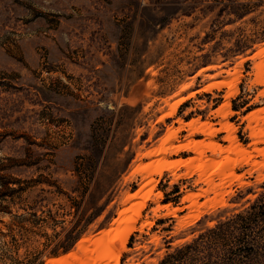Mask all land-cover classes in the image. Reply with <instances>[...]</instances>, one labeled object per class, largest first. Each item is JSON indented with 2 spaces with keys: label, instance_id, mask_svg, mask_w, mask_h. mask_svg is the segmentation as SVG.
Listing matches in <instances>:
<instances>
[{
  "label": "rangeland",
  "instance_id": "374dc122",
  "mask_svg": "<svg viewBox=\"0 0 264 264\" xmlns=\"http://www.w3.org/2000/svg\"><path fill=\"white\" fill-rule=\"evenodd\" d=\"M256 2L236 0L250 11L236 19L205 0H0V177L52 185L0 212V264L94 263L96 237L137 202L117 264H160L264 191ZM28 205L46 221L21 232ZM79 220L91 224L74 249L51 256Z\"/></svg>",
  "mask_w": 264,
  "mask_h": 264
},
{
  "label": "trees",
  "instance_id": "16d2710c",
  "mask_svg": "<svg viewBox=\"0 0 264 264\" xmlns=\"http://www.w3.org/2000/svg\"><path fill=\"white\" fill-rule=\"evenodd\" d=\"M205 1L210 3L211 7L213 5L221 6L219 17L223 16L225 10H228L231 14H236V19H243L250 13V11L247 13V10L240 13V9L246 7V5H238L239 9L236 8L237 6L233 7L236 0ZM257 1L254 3L257 7L262 6L264 3V0ZM231 23L233 21L229 19L227 24ZM32 166L34 165L28 167ZM41 184L52 186L51 183L38 180L25 184L19 180L11 181V179L0 177V212L12 214L11 211H8L11 205L16 204V200L21 199L31 187ZM30 206L28 205L30 210L24 209L26 213L15 215V221L12 225H15L21 232L32 231L27 228V224L35 230L40 222L46 221ZM41 212L47 215L45 216L46 219L54 221L52 210ZM72 224L66 240L57 243L50 253L51 256H57L60 252L66 254L73 250L82 237L83 231L91 222L88 220L82 223L79 220ZM9 230L12 232L13 228L11 227ZM7 234L2 232L1 237L4 238ZM3 245H6V243ZM44 252H39L37 260L42 257ZM160 264H264V191L253 202H250L244 210L218 221L214 227L206 229L191 242L177 247L165 256Z\"/></svg>",
  "mask_w": 264,
  "mask_h": 264
},
{
  "label": "bare ground",
  "instance_id": "6f19581e",
  "mask_svg": "<svg viewBox=\"0 0 264 264\" xmlns=\"http://www.w3.org/2000/svg\"><path fill=\"white\" fill-rule=\"evenodd\" d=\"M264 53V50L260 51L259 53H257L255 56H260L261 54ZM207 69H211V68H206L205 70ZM223 84L222 82H219V83H214L212 85H210L208 88H207V91L210 89L212 90L213 88L215 87H220V85ZM222 86V85H221ZM184 100H181L179 101L177 104H175L172 108H171V113H169L168 115H166L167 117H170V115H174V112L176 113V109L178 108V104L183 102ZM226 108L228 107V105H225ZM227 114V113H226ZM229 114V113H228ZM227 114V115H228ZM226 115V116H227ZM225 116V115H224ZM165 117V116H164ZM166 118V117H165ZM193 122L190 123V125L188 126H192L193 127ZM226 129V131L228 132H231V136H229V140H231L232 142L235 141V137L233 136V127L230 126V125H225L224 127ZM208 127L207 125H201V127L199 129H195L196 131H200V132H203L205 133L207 131ZM210 133H211V130L209 129ZM209 131H207L206 133H208ZM212 135L213 134V131L211 133ZM230 134V133H229ZM175 135L172 134V136L170 138H173ZM209 135V134H208ZM228 140V139H227ZM230 142V141H229ZM187 146L185 147H180V149L182 148H186ZM213 147V146H212ZM213 149V148H212ZM215 149V148H214ZM236 149V148H234ZM184 150H187V149H184ZM183 150V151H184ZM237 150V149H236ZM179 151V150H178ZM181 151V150H180ZM164 152H166V150L164 149ZM236 152V151H235ZM242 153V152H241ZM237 154V153H236ZM152 155V154H150ZM244 156V154H243ZM180 163H178L179 165ZM183 164V163H181ZM177 165V164H175ZM181 166V165H180ZM221 167V166H220ZM221 169V168H220ZM162 171H163V167H160L157 169V174H162ZM154 182H150L149 184L152 185ZM154 188L151 189V191H153ZM142 192V191H141ZM150 193V192H149ZM153 192L150 194L152 195ZM136 197V196H135ZM187 200V199H185ZM141 204L139 202L135 203L132 205V207L130 209H124L123 211H121L119 213V218L115 221L116 224H118V226L116 228H111L107 231H102L98 237H96V239L94 240L93 242V245H97L98 246V257L97 259H95L93 262L94 263H91L90 261H92L91 257L88 255L87 256V260L88 262H90L91 264H108L109 262L111 261H116V264L117 262L119 261L120 257L116 255V251H115V244L117 242H119L121 244V246L123 247L124 250H126L127 248V243L129 241V238L133 232V227L135 225V222L137 220V218L139 217L140 218V215H141V207L138 208V210L135 212V214L133 215H127L129 213V211H131V209L134 207V206H140ZM84 243L85 241H82L80 244H79V247L82 249H85V246H84ZM118 243V244H119ZM84 251V250H83ZM77 256L75 254H69L65 257H62V258H59V259H53L51 261H49L50 263L52 264H70L69 262V258H76ZM79 259V258H78Z\"/></svg>",
  "mask_w": 264,
  "mask_h": 264
}]
</instances>
